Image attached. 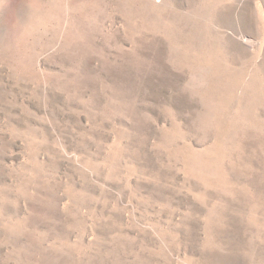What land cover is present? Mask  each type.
I'll return each mask as SVG.
<instances>
[{
    "label": "rangeland",
    "instance_id": "obj_1",
    "mask_svg": "<svg viewBox=\"0 0 264 264\" xmlns=\"http://www.w3.org/2000/svg\"><path fill=\"white\" fill-rule=\"evenodd\" d=\"M0 264H264V0H0Z\"/></svg>",
    "mask_w": 264,
    "mask_h": 264
}]
</instances>
